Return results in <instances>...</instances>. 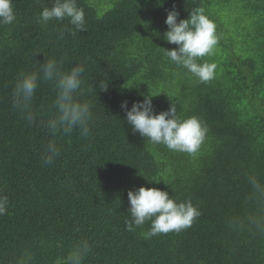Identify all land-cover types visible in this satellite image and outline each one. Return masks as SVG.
Here are the masks:
<instances>
[{"label": "trees", "instance_id": "1", "mask_svg": "<svg viewBox=\"0 0 264 264\" xmlns=\"http://www.w3.org/2000/svg\"><path fill=\"white\" fill-rule=\"evenodd\" d=\"M85 30L63 20L38 23L52 0H13L16 20L0 25V264H64L87 241L82 264H264V233L233 224L257 211L248 176L264 182V0H77ZM178 22L203 8L218 43L199 63L217 65L200 82L164 55L167 14ZM75 32V35L72 33ZM54 59L63 71L83 65L82 101L90 104L89 135L77 128L52 136L46 127L56 92L41 81L28 122L13 107L21 72ZM107 84V90H100ZM151 95L154 112L172 104L177 116L207 128L196 154L169 150L134 133L128 109ZM60 155L43 163L48 143ZM167 191L191 199L201 215L191 227L144 238L146 221L128 231V192Z\"/></svg>", "mask_w": 264, "mask_h": 264}, {"label": "clouds", "instance_id": "2", "mask_svg": "<svg viewBox=\"0 0 264 264\" xmlns=\"http://www.w3.org/2000/svg\"><path fill=\"white\" fill-rule=\"evenodd\" d=\"M52 7H45L39 14L37 22L47 24L50 20L68 18L69 23L77 31L85 30V12L78 7L77 0H52ZM179 12L173 8L167 14L165 23L168 31L164 33L167 42L178 47L165 49L164 55L177 66H181L193 74L200 82H208L214 78L217 65L215 63H199L198 58L211 54L218 43L216 24L205 14L203 8L194 9L188 19L179 20ZM16 20L13 0H0V25H9ZM75 35V32L72 33ZM83 65L63 71L54 59H46L41 63L39 72H21L13 89V107L21 111L28 122L34 121L31 104L36 89L41 81L51 82L56 96L52 103V113L46 122V127L52 136H68L77 128L83 137L89 135V122L92 120L90 104L79 99L83 95L82 74ZM107 84H101L100 90H107ZM151 95H145L142 101L132 104L128 102L121 107L126 112V119L134 133L138 132L153 144H163L169 150L194 155L203 143L207 128L196 116L180 119L174 104L167 111L156 114L152 105ZM60 155V149L55 140L48 143L44 164L51 165ZM250 192L248 200L255 202L257 211L245 218H237L233 224L240 228L248 227L259 233H264V182L255 175L248 176ZM131 220L125 221L128 231H134L146 221H151V228L141 233L148 239L158 234H167L191 227L194 220L201 215L198 207L191 199L177 203L167 191L158 188L140 187L128 192ZM8 198L0 196V215L7 212ZM87 241L74 245L64 264H82L89 254ZM24 264V261H20Z\"/></svg>", "mask_w": 264, "mask_h": 264}]
</instances>
